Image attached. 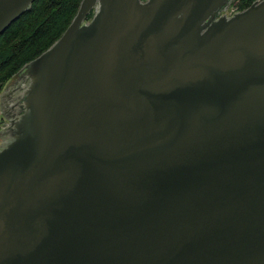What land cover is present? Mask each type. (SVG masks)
<instances>
[{
	"label": "water",
	"instance_id": "water-1",
	"mask_svg": "<svg viewBox=\"0 0 264 264\" xmlns=\"http://www.w3.org/2000/svg\"><path fill=\"white\" fill-rule=\"evenodd\" d=\"M231 1L82 0L6 80L0 264H264V0Z\"/></svg>",
	"mask_w": 264,
	"mask_h": 264
},
{
	"label": "trees",
	"instance_id": "trees-1",
	"mask_svg": "<svg viewBox=\"0 0 264 264\" xmlns=\"http://www.w3.org/2000/svg\"><path fill=\"white\" fill-rule=\"evenodd\" d=\"M82 0H34L0 34V92L20 67L44 52L65 32ZM254 0H237L244 7Z\"/></svg>",
	"mask_w": 264,
	"mask_h": 264
},
{
	"label": "rangeland",
	"instance_id": "rangeland-1",
	"mask_svg": "<svg viewBox=\"0 0 264 264\" xmlns=\"http://www.w3.org/2000/svg\"><path fill=\"white\" fill-rule=\"evenodd\" d=\"M237 6L241 7L243 6L242 3L237 2V0H232L229 5L224 9V10H233L234 8H236ZM1 93V92H0ZM7 124V119L5 118V115L2 111L1 108V103H0V132L3 129V127Z\"/></svg>",
	"mask_w": 264,
	"mask_h": 264
}]
</instances>
